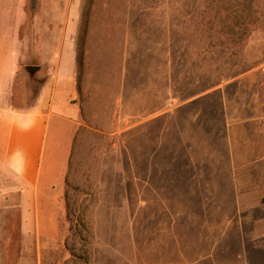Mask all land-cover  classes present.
<instances>
[{
  "label": "rangeland",
  "instance_id": "obj_1",
  "mask_svg": "<svg viewBox=\"0 0 264 264\" xmlns=\"http://www.w3.org/2000/svg\"><path fill=\"white\" fill-rule=\"evenodd\" d=\"M2 48L3 102L76 116L70 222L10 205L0 264H264V0H0Z\"/></svg>",
  "mask_w": 264,
  "mask_h": 264
},
{
  "label": "crops",
  "instance_id": "obj_2",
  "mask_svg": "<svg viewBox=\"0 0 264 264\" xmlns=\"http://www.w3.org/2000/svg\"><path fill=\"white\" fill-rule=\"evenodd\" d=\"M0 57L10 61L15 74L19 52L2 48ZM72 94V80L57 73L28 107H11L0 97V237L9 233L2 222L12 204L24 234L28 228L42 234L43 221H55L75 135ZM26 194L32 197L30 210Z\"/></svg>",
  "mask_w": 264,
  "mask_h": 264
},
{
  "label": "trees",
  "instance_id": "obj_3",
  "mask_svg": "<svg viewBox=\"0 0 264 264\" xmlns=\"http://www.w3.org/2000/svg\"><path fill=\"white\" fill-rule=\"evenodd\" d=\"M82 64H83V59H82V54L81 52H79L77 54V57H76V65H77V75H76V79L79 80L80 76H81V73H82ZM77 86V84H76ZM74 140H75V136H74V139H73V143H72V149H71V153H70V157H69V162H68V167H67V171H66V175H65V179H64V193H63V196H64V201H65V211H66V215H65V218H66V221L67 222H70V218H69V205H68V202H67V186H68V176H69V172H70V167H71V160H72V156H73V145H74Z\"/></svg>",
  "mask_w": 264,
  "mask_h": 264
},
{
  "label": "water",
  "instance_id": "obj_4",
  "mask_svg": "<svg viewBox=\"0 0 264 264\" xmlns=\"http://www.w3.org/2000/svg\"><path fill=\"white\" fill-rule=\"evenodd\" d=\"M29 1H30L31 8L34 9L36 0H29ZM27 70L30 72V74H32L36 70V68L33 66H29Z\"/></svg>",
  "mask_w": 264,
  "mask_h": 264
}]
</instances>
